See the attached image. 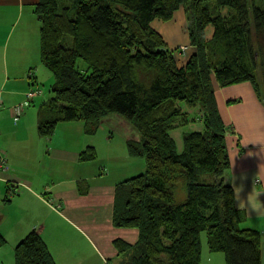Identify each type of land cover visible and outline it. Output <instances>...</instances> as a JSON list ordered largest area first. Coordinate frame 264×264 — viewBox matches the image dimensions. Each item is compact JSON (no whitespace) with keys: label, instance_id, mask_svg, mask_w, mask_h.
<instances>
[{"label":"trees","instance_id":"obj_1","mask_svg":"<svg viewBox=\"0 0 264 264\" xmlns=\"http://www.w3.org/2000/svg\"><path fill=\"white\" fill-rule=\"evenodd\" d=\"M180 7L193 48L182 66L150 26ZM33 13L40 62L53 78L51 97L38 107L37 135L49 138L58 123L76 121L93 134L112 113L139 134L126 146L144 171L115 190L113 226L138 230L134 245L113 241L122 264H201L203 233L225 264H261L260 233L239 228L225 179L227 127L211 80L220 87L248 82L264 103V0H38ZM181 106L200 110L203 130L184 133L177 152L170 132L189 124ZM96 157L87 147L79 161ZM205 174L211 181L198 180ZM177 184L186 193L181 203L174 201ZM78 191L85 195L87 186L79 183ZM5 244L0 233V248ZM13 264L55 261L32 230L14 246Z\"/></svg>","mask_w":264,"mask_h":264},{"label":"crops","instance_id":"obj_2","mask_svg":"<svg viewBox=\"0 0 264 264\" xmlns=\"http://www.w3.org/2000/svg\"><path fill=\"white\" fill-rule=\"evenodd\" d=\"M37 2L0 0V68H26L36 61L39 26L33 9ZM150 26L170 50H175L177 65H184L193 48L182 7L169 21L155 19ZM211 83L219 115L227 127L229 169L225 179L242 217L239 228L260 233L264 264V103L248 82L220 87L212 77ZM35 85L36 80H9L8 74L0 79V152L8 167L0 176V233L6 239L0 248V262L13 264L14 246L34 230L55 264H121L123 256L113 241L134 245L138 240V230L112 224L116 185L128 179V171L122 167L110 173L112 179L98 183L97 166L79 161V154L87 146L72 139L73 131H79L74 125L79 121L58 123L49 138L37 135L38 108L36 112L34 108L26 109L30 104L36 106L37 96L24 106L21 119L14 120V105L22 102ZM43 99L40 104L48 100ZM181 110L187 114L189 124L170 132L177 152L182 151L184 133L203 130L198 108L181 106ZM9 118L13 126L8 124ZM105 158L110 160L111 155ZM130 158L128 155L123 159ZM131 163L144 171V162ZM79 183L87 186L85 195L79 193ZM59 232L63 235L57 238ZM205 246L201 241V264L210 255Z\"/></svg>","mask_w":264,"mask_h":264},{"label":"rangeland","instance_id":"obj_3","mask_svg":"<svg viewBox=\"0 0 264 264\" xmlns=\"http://www.w3.org/2000/svg\"><path fill=\"white\" fill-rule=\"evenodd\" d=\"M37 25L39 26L38 22H37ZM39 29H40V26L37 29V38L39 37ZM79 65L83 66L81 62H79ZM6 69L7 70L0 68V79L5 78L8 74L9 80L16 79V80H36L37 81V85L31 87L32 89L33 88L39 89V93L37 94V97L35 99L36 106L33 104H30V107H27L26 109L32 111L34 108L36 112V108H38L41 102L40 101L41 98L43 97L44 98L43 100H47L49 96L51 97V94L49 93V87H50V84L53 82V78H52V75L45 69V67L40 62L39 54L37 56L36 61L31 62L29 67L20 68V69L19 68L12 69L8 66ZM261 72L262 71L260 67L258 66L256 73H257V78L259 80V83L261 82L262 76H263ZM26 94H25V99L22 102L15 104L14 107L23 103L26 100ZM21 116H22V112L19 116L15 115L13 119L14 120H17L18 118L21 119ZM82 122L80 121V123L74 124L76 126H79V129H78L79 131H77V129L73 131L72 139L76 141H78L79 139L80 144H83L87 147H91V145L95 146V150L97 154L96 160L87 161V162H84L83 164H86V166H97L96 169L99 173V176L97 174L95 177H97L98 183L104 182V180H110L106 178L112 179V176H109L110 173L111 172L115 173L116 171H119L122 167H124V169L128 171L127 173L128 179L143 173V169L138 168L136 165L131 163V162H143L142 159L130 158L128 159V161L127 159L126 160L123 159L124 157L127 158L128 156L126 142L128 140H132V141L140 140L139 134L136 132L134 127L129 122L124 120L118 114L112 113L111 115H108L107 117L102 119V121L99 123L96 131L93 134L86 133L84 125H83L84 123ZM8 124L10 125L13 124L12 118H9ZM0 141H1V138H0ZM177 141L178 140H176V143L177 145H179ZM85 149L86 148H84L83 150ZM106 155H111V159L108 160L107 158H105ZM132 160H135V161H132ZM132 166L134 167L136 166V167L133 169ZM88 175L89 177L91 176V174H88ZM201 178H204L205 181H211L212 179L211 175H208V174L203 175V177L198 176V180H200ZM113 179L115 178L113 177ZM173 194H174V201L176 203H181L185 200L186 193H185L184 188L181 186V184H177L175 186ZM51 206H52V209H54L53 207L55 205H51ZM61 235L63 234L59 232V235L57 236V238ZM201 241L204 243V248H206L205 246L206 238L204 234H201ZM205 258L206 259H205V262H203V264H225V255L222 252L210 253L209 257L208 258L205 257ZM122 261L123 259L121 260V264H122ZM0 264L2 263L0 262Z\"/></svg>","mask_w":264,"mask_h":264},{"label":"built area","instance_id":"obj_4","mask_svg":"<svg viewBox=\"0 0 264 264\" xmlns=\"http://www.w3.org/2000/svg\"><path fill=\"white\" fill-rule=\"evenodd\" d=\"M39 93V90L38 89H29L27 94H26V100L13 107V110H14V113L16 116H19L24 108V106L26 104H28L29 102L32 101V99L37 96V94ZM7 160H6V157L4 156L3 153L0 152V176L7 170ZM55 208H57V206H55Z\"/></svg>","mask_w":264,"mask_h":264}]
</instances>
